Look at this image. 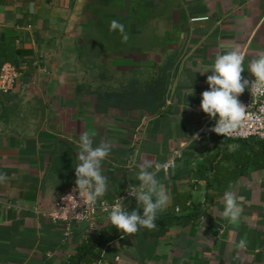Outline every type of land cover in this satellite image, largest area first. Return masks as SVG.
<instances>
[{
	"label": "crops",
	"instance_id": "crops-1",
	"mask_svg": "<svg viewBox=\"0 0 264 264\" xmlns=\"http://www.w3.org/2000/svg\"><path fill=\"white\" fill-rule=\"evenodd\" d=\"M110 1L0 0V65L21 70L13 89L0 93V264H66L110 224L98 213L92 226L75 222L65 234L43 213L75 185L85 131L94 146L111 144L103 199L139 184L144 161L169 196L155 228L110 236L98 264H264V143L190 137L207 116L200 94L211 72L197 70L239 48L242 76L252 78L248 61L264 53V0ZM114 19L128 39L106 47L105 38L121 35L109 30ZM92 35L104 39L92 43ZM156 64L171 66L158 108L99 103L97 86L133 76L151 80ZM178 147L176 166L156 171ZM226 191L240 204L238 224L222 216ZM125 204L135 208V198ZM191 206L202 211L194 222L169 220Z\"/></svg>",
	"mask_w": 264,
	"mask_h": 264
},
{
	"label": "clouds",
	"instance_id": "clouds-1",
	"mask_svg": "<svg viewBox=\"0 0 264 264\" xmlns=\"http://www.w3.org/2000/svg\"><path fill=\"white\" fill-rule=\"evenodd\" d=\"M109 30L118 31L122 40L127 41L125 25L120 21L112 20ZM244 61L245 54L239 48H232L216 55L210 65L196 71L201 74L211 72L206 76L208 87L200 94V108L215 121L211 131L223 136L237 131L243 122L249 119L247 107L239 99L241 93L247 89L252 97H264V53L248 61L247 72L253 77L251 81L247 76H242V72L246 70ZM192 93L191 84L186 96ZM190 137L193 138V142L198 139L197 135ZM110 148L111 144L107 141L94 146L93 136L88 131L79 134L77 143L79 163L74 166V191L78 193L79 198H82L83 204L95 205L97 202H102L108 191L109 181L105 175L104 162ZM179 155L180 152H177L176 156ZM151 168L153 165L150 162L141 163L135 176L139 184L128 188L129 195L135 198V208L130 210L128 205L123 203V197H119L109 208H105L108 213V222L124 235L136 234L141 228H155L158 214L166 210L168 206L169 196L157 180L155 171L149 170ZM160 168V165H155L156 171ZM67 197H71V200ZM67 197L71 211L77 206L78 201L72 195ZM223 202L222 216L230 224H238L241 207L237 198L232 192L226 191ZM244 246L245 241H239L237 247Z\"/></svg>",
	"mask_w": 264,
	"mask_h": 264
},
{
	"label": "built area",
	"instance_id": "built-area-1",
	"mask_svg": "<svg viewBox=\"0 0 264 264\" xmlns=\"http://www.w3.org/2000/svg\"><path fill=\"white\" fill-rule=\"evenodd\" d=\"M21 75V70L11 62H3L0 65V93H7L13 89L17 79ZM253 79V77L251 78ZM250 79V81H251ZM246 107L249 115V119L243 122L241 128L231 133L230 135L224 136L226 138H259L264 140V97L256 98L252 97L251 93L247 91V96L241 101ZM215 121L210 119L208 116H201L198 126L195 128L193 135H197L198 139L203 137H209L213 131L211 128L214 126ZM223 136V134H221ZM138 142L137 138L134 140ZM180 152L179 156L176 153ZM182 156V150L180 147L175 148L171 151L167 160L160 166V170L164 173L173 169L176 166V160ZM138 185V184H137ZM131 185L128 188L135 187ZM75 185L69 186L56 200L55 204L43 213L53 222H58L64 225L65 234L71 230V226L75 222H88L92 226L96 214L103 213L108 214L105 208H109L115 203L119 197H123V203L133 199L128 193V188L117 196L111 199H102V202H97L95 205H88L82 203V198H79L78 193L74 191ZM72 195L77 199V206L70 211L69 201ZM67 197V199H66ZM178 210V208H175ZM220 230V228H218ZM93 264H98L94 262Z\"/></svg>",
	"mask_w": 264,
	"mask_h": 264
},
{
	"label": "trees",
	"instance_id": "trees-1",
	"mask_svg": "<svg viewBox=\"0 0 264 264\" xmlns=\"http://www.w3.org/2000/svg\"><path fill=\"white\" fill-rule=\"evenodd\" d=\"M171 60V59H170ZM169 60V61H170ZM169 65V63H168ZM171 66H166L162 64L154 65L152 69L153 77L151 80H143L140 77H129L126 80H120L106 84L105 87L97 86V95L99 103L103 102L105 104H112V106L122 107V108H134L141 107L144 108L146 103H154L153 108L156 109L161 105L162 98L167 89L168 80L170 77ZM103 90L104 95L100 94ZM138 104V105H136ZM223 140L229 141H243L249 138H226L221 134H217ZM257 139L264 143V140ZM202 211L197 206H191V208L185 210L179 216H171L169 220H173L179 223L194 222L200 215ZM106 217L108 214H105ZM118 229L113 227L111 224L102 232L95 240L90 244L86 243L83 246L78 247L74 253L70 254L66 260V264H93L99 261L101 257L102 248L107 244L110 236L112 238H118L122 235ZM94 242H97L94 243ZM96 247V248H95Z\"/></svg>",
	"mask_w": 264,
	"mask_h": 264
},
{
	"label": "rangeland",
	"instance_id": "rangeland-1",
	"mask_svg": "<svg viewBox=\"0 0 264 264\" xmlns=\"http://www.w3.org/2000/svg\"><path fill=\"white\" fill-rule=\"evenodd\" d=\"M113 1L114 0H111L110 1V4L109 5H113L114 3H115V1H114V3H113ZM107 3H109V2H107ZM96 33H98V32H96ZM99 34V33H98ZM106 36V35H105ZM102 37V38H101ZM102 39H104V36H98V38L95 36V35H92L91 37H90V40H91V42L93 43H95V42H98V43H101L102 42ZM121 39V35H117V36H112V39L111 38H105V40H104V43H106L105 44V46L106 47H110V44H113V43H116L117 41H119ZM81 41V38H80V35H79V37H78V42H80ZM105 47V48H106ZM82 50H84V48H82ZM82 52V54H85L86 52H85V50L84 51H81Z\"/></svg>",
	"mask_w": 264,
	"mask_h": 264
}]
</instances>
